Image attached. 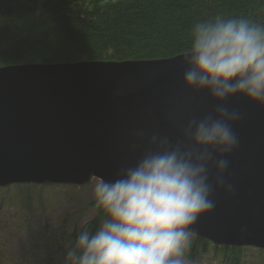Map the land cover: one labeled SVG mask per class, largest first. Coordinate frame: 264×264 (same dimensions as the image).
I'll return each mask as SVG.
<instances>
[{"label":"water","instance_id":"1","mask_svg":"<svg viewBox=\"0 0 264 264\" xmlns=\"http://www.w3.org/2000/svg\"><path fill=\"white\" fill-rule=\"evenodd\" d=\"M183 55L0 66V187L111 181L140 154L131 150L134 129L178 138L216 104L183 86ZM226 103L242 113L224 173L235 191L216 192L215 207L190 228L216 245L264 249V106L242 95Z\"/></svg>","mask_w":264,"mask_h":264},{"label":"clouds","instance_id":"2","mask_svg":"<svg viewBox=\"0 0 264 264\" xmlns=\"http://www.w3.org/2000/svg\"><path fill=\"white\" fill-rule=\"evenodd\" d=\"M180 62L183 86L206 91L215 106L188 119L176 139L158 128L132 131L138 158L116 179H97L92 195L104 219L95 232H79L64 264H189L190 226L215 207L216 192L234 193L224 173L242 113L226 101L242 95L264 106V24L221 15L197 21Z\"/></svg>","mask_w":264,"mask_h":264},{"label":"trees","instance_id":"3","mask_svg":"<svg viewBox=\"0 0 264 264\" xmlns=\"http://www.w3.org/2000/svg\"><path fill=\"white\" fill-rule=\"evenodd\" d=\"M218 15L264 24V0H0V66L167 58L190 46L191 28L197 21ZM97 228L91 221L84 229ZM79 232L74 230L66 238V250L56 233L48 239L40 232L39 238L49 242L42 248L47 258L37 257L32 264H64ZM192 241L188 248L192 260L206 253L226 264L241 261L243 248L216 245L197 236ZM2 250L0 243V262L9 264ZM48 250L59 254L58 259L49 257Z\"/></svg>","mask_w":264,"mask_h":264},{"label":"rangeland","instance_id":"4","mask_svg":"<svg viewBox=\"0 0 264 264\" xmlns=\"http://www.w3.org/2000/svg\"><path fill=\"white\" fill-rule=\"evenodd\" d=\"M96 181L92 178L81 185L24 183L0 187V243L2 251L8 255L9 264H32L37 257L46 260L47 254L42 252V248L49 242L39 238L40 232L48 239H51L49 235L52 232L56 233L62 249L66 250V238L72 231H81L91 221H95L98 227L104 213L97 208L92 195ZM193 238L194 235L191 236L190 246ZM240 248L243 250L239 264H264V250L252 246ZM52 255L58 259L59 254L57 256V253L48 250V256ZM186 255L189 264H226L215 254L202 253L192 260L187 249Z\"/></svg>","mask_w":264,"mask_h":264},{"label":"bare ground","instance_id":"5","mask_svg":"<svg viewBox=\"0 0 264 264\" xmlns=\"http://www.w3.org/2000/svg\"><path fill=\"white\" fill-rule=\"evenodd\" d=\"M38 28H39V27H38ZM39 29H40V28H39ZM38 31H39V30H38ZM41 31H42V30H41ZM17 64H18V63H17ZM259 250H260V249H259ZM237 253H238V251H237ZM237 253H236V254H237ZM234 255H235V254H234Z\"/></svg>","mask_w":264,"mask_h":264}]
</instances>
